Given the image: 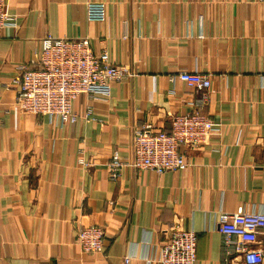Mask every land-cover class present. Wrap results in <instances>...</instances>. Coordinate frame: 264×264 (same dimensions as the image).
<instances>
[{"label":"crops","instance_id":"crops-1","mask_svg":"<svg viewBox=\"0 0 264 264\" xmlns=\"http://www.w3.org/2000/svg\"><path fill=\"white\" fill-rule=\"evenodd\" d=\"M90 4L105 5L103 22L88 19ZM9 10L19 27L0 33V264H147L172 223L197 234L198 264H222L220 212L264 211V0H9ZM48 35L88 39L134 75L108 100L79 99L75 124L24 114L13 80ZM181 71L211 76L201 112L220 132L182 148L184 172L127 168L111 180L112 154L130 156L136 127L169 132L170 116L189 112L192 89L171 80ZM91 225L106 243L86 254L75 237Z\"/></svg>","mask_w":264,"mask_h":264},{"label":"built area","instance_id":"built-area-1","mask_svg":"<svg viewBox=\"0 0 264 264\" xmlns=\"http://www.w3.org/2000/svg\"><path fill=\"white\" fill-rule=\"evenodd\" d=\"M90 21L103 22L106 18L104 4L87 7ZM17 16L9 10V0H0V33L17 29ZM18 68L13 80L17 86L15 106L24 114L48 117L61 125L75 124L79 120L75 103L81 98L108 100L115 84L132 77L129 66L118 65L110 60L103 49L96 53L88 39L71 40L46 36L42 49L33 62ZM208 73L181 71L171 77L192 90L189 92V112L170 116V131L146 133L150 126L136 127L130 140L131 154L122 158L114 151L107 165L113 181H118L122 172L131 168L137 172L150 171L162 175L168 172H184L189 161L182 148L199 149L219 133L221 124L201 112L206 107L211 89ZM90 107L87 118L93 117ZM79 164L89 167L82 158ZM217 231L222 236V264H264V211L220 212ZM162 241L153 246L147 264H198V237L179 223L161 229ZM76 244L86 254L100 253L105 248L106 230L99 225L81 227L75 237ZM132 256L125 258L128 264Z\"/></svg>","mask_w":264,"mask_h":264}]
</instances>
